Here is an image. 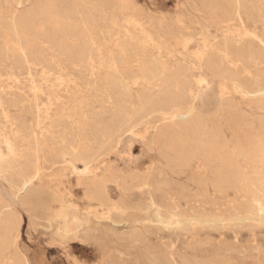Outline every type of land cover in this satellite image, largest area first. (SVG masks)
Segmentation results:
<instances>
[{
  "label": "rangeland",
  "instance_id": "rangeland-1",
  "mask_svg": "<svg viewBox=\"0 0 264 264\" xmlns=\"http://www.w3.org/2000/svg\"><path fill=\"white\" fill-rule=\"evenodd\" d=\"M45 1L0 0V46L6 50L0 59V148L6 151L4 143L9 139L16 155L33 153V145L16 131L20 122L38 130L33 115L19 106L25 96H39L40 106L46 108L49 118L43 129L52 128L58 115H68L77 102L87 120L78 141L79 154H91L93 170L85 173L82 183L70 166L59 183L52 174L54 167L77 161L59 152L60 138L51 141L46 159H40L46 172L22 190L16 183L18 176L0 161V202L21 219L19 247L27 264H264V223L259 221L264 218V189L250 188L264 181L262 155L258 153L256 164L247 166L234 155L243 165L244 178L215 187L220 162L198 156L187 165L168 160L158 146L150 144L152 121L127 133L115 131L110 140L106 125L127 109V102L138 100L120 96L107 82L106 69L100 67L109 63L125 36L140 40L154 55L186 65L196 78L204 77L194 98L196 111L222 123L230 106L251 121L243 128V138L251 143L264 113L228 83L224 90L202 56L215 47L225 57L230 41L243 33L264 38V12L242 15L239 20L210 12L208 0H61V12L37 15ZM215 1L228 7L234 0ZM255 1L264 7V0ZM82 13L95 21L94 28H86L79 19ZM13 15L31 22L38 38L35 43L24 46L5 28ZM152 22L164 47L149 46L143 31L136 28ZM184 40L189 44L183 46ZM56 42L73 52L90 48L91 53L76 60L60 53ZM122 70L119 64L114 77ZM69 124L73 126L71 120ZM225 136L233 152L234 136L226 128ZM68 143L74 142L68 139ZM138 174L140 181L135 180ZM97 185L102 187L99 192ZM156 209L165 218L189 216L203 221L184 217L178 225L167 227L153 219ZM218 214L227 219L212 222Z\"/></svg>",
  "mask_w": 264,
  "mask_h": 264
},
{
  "label": "bare ground",
  "instance_id": "bare-ground-1",
  "mask_svg": "<svg viewBox=\"0 0 264 264\" xmlns=\"http://www.w3.org/2000/svg\"><path fill=\"white\" fill-rule=\"evenodd\" d=\"M60 2L61 0H46L38 8L37 15L43 16L55 11L61 12ZM207 5L210 12L212 9L228 17L235 15L239 20H241L242 15L252 16L256 12H264L263 5L255 0H234L229 2L228 7L220 5L215 0H208ZM79 19L88 30L94 28L95 21L91 17L82 13ZM4 26L12 33L14 39L24 46H30L38 40L34 26L23 17L13 15V18L7 20ZM136 28L143 31L149 46L164 47V40L159 35L156 23L152 22L147 27L136 26ZM122 43L119 50L110 54L109 63H100V67L106 69L107 82H110L112 87L117 89L120 96H137L138 102L137 104L127 102V109L116 118L113 124L106 125L105 134L110 140L115 131H120L121 134L131 131L134 126L152 121L154 133L150 144L152 147L158 146L168 160L179 164L186 163L187 165L191 158L198 156L205 161L220 162L216 169L217 179L213 183L215 187H219L222 181L244 178L243 165L235 160L234 155L240 158L245 166L256 164L258 153L262 155L264 160V117L259 118V131L252 142H247L243 138V128L251 125V121L245 117H239L230 106L225 112L222 123L211 121L196 111L194 98L197 96L199 88L206 81L204 77L196 78L186 65L172 64L161 54L154 55L151 49L144 46L140 40L132 41L129 36H125ZM183 43L185 46L188 42L184 40ZM55 47L60 53L76 60H80L91 53L90 48L86 50V47L73 52L61 42H56ZM227 50L228 54L221 57L217 48L213 47L202 57L207 62L209 69L221 82L224 90L227 89L228 83L233 92L241 98L253 102L256 108L264 113V38L243 33L235 40L230 41ZM196 54L198 55V53ZM4 55H6V50L0 46V59ZM119 64L123 65V70L114 77ZM73 101L72 103H74ZM19 103L23 110H27L26 112L33 115L38 130L32 131L23 122L17 125V133L23 134L27 138V142L33 145V153H29V155H16L14 145L11 140L6 138L4 144L7 145V150L2 151L0 148V161L3 162L4 168L12 169L13 173L18 176L16 181L18 187L21 190L23 187H29L32 181L45 170L40 159H46L50 152V143L56 138H60L63 142L60 149L58 148L59 152L71 155V160L76 159L78 162L69 160L72 165L68 163L56 166V164L54 165L56 166L54 167L55 172L52 174L61 183L62 177L67 175L66 169L71 166V172L75 174L76 180H81L83 183L85 173L93 170V159H91V154H79L78 141H81L84 136L87 121L80 112L79 104L75 102L68 115L64 113L58 115V120H55L52 128L43 129L41 126L49 118V115L46 108L40 106L39 96H33L32 99L25 96ZM69 120L73 126L69 124ZM225 128L234 136L233 152L228 149ZM114 137L116 138L114 141L117 142L119 135ZM68 139L74 143H68ZM88 139L89 137H86L87 141ZM93 179L96 178L93 177ZM135 180L140 181L139 174ZM18 187L15 188L18 189ZM101 188V185H97L98 192L101 191ZM250 188L252 191L264 189V181L254 182ZM88 196L93 198V194L89 192ZM160 212L159 209H156L153 213V219L167 227L172 224L178 225L181 222L180 219L184 217L190 221H203L201 218H188L189 216L176 217L171 215L165 218ZM221 216H215L216 218L213 217L214 219L211 221L221 222L227 219L226 216ZM237 219H241V216H237ZM259 221L264 223V218H259ZM20 223L21 219L18 214L7 204L0 202V264H27L26 257L19 247Z\"/></svg>",
  "mask_w": 264,
  "mask_h": 264
}]
</instances>
